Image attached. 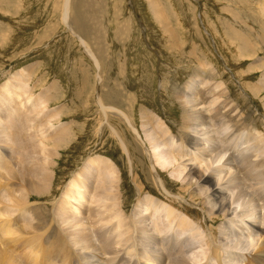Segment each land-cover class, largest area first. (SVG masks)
<instances>
[{"label":"rangeland","instance_id":"obj_1","mask_svg":"<svg viewBox=\"0 0 264 264\" xmlns=\"http://www.w3.org/2000/svg\"><path fill=\"white\" fill-rule=\"evenodd\" d=\"M239 35L247 43L239 41ZM198 70H214L218 74L217 81L224 82L228 92L240 103L244 116L252 114L260 129L264 131V91L257 90L264 86V0H0V119L3 121L0 120V134L10 126L8 121H5L12 107L17 108L19 116L24 113L25 115L11 126L18 125L16 131L23 127L22 123L25 124L22 140L27 141L26 147L30 152L27 153L28 150H22L21 147L20 152L16 151L17 146L14 147L11 142L5 145L0 142V147L9 153L12 152L9 155L16 160L15 163L18 162V167H21L23 162L31 165L41 164L44 154H38V151L40 144L45 141L43 136L51 137L71 125V131L68 133L71 137L67 138L68 141L58 156L52 159L57 168L53 170L56 177L52 190L54 193L46 194L42 200H33L36 205L44 208V214L54 213L57 222L61 223L63 218L60 228L69 244L74 242L78 235L70 232L75 231L74 218L64 215L62 203L69 200L70 197L67 198L66 195L70 190L78 191L85 199L91 198L87 199V202L92 200L95 193H90L87 188L76 189L73 184L87 183L83 172L88 170L92 159L96 160L98 157L107 159L103 160L107 163L110 161L118 168L121 177V187L118 188L124 201V214L128 217L134 211L139 197L133 182L137 177H134L131 171L135 167V174L139 176L137 184H142L145 192L149 191L153 196H158V202L164 199L167 201V196L176 200L178 208L184 211L191 209L195 212L193 215L200 214L201 218L205 219L200 211H196L200 208L198 205L192 208L182 199L175 197L190 199L184 190L188 184L187 181L182 182L184 176L177 182L170 172L162 173L164 187L160 184L156 186L150 176L149 158L144 157L142 140L133 134L120 114H106L99 105L101 101L102 105L121 110L138 125L142 110L152 111L164 122L174 125L180 122L182 117L174 90L185 85ZM30 99L42 105L40 110L30 111ZM17 101L21 104L16 103ZM56 113L58 117H55ZM52 115L50 119L45 117ZM113 127L123 135L129 151L133 149L129 153L131 162L123 152L120 140L112 132ZM222 140L223 136L218 142L219 152H213L218 159L221 152L228 149L227 152L230 153V148L233 151L232 147ZM51 144H48V149H52L54 143ZM248 146L251 150L252 145ZM31 152L36 158L30 156ZM8 156L0 152V160L5 163L7 159L10 160ZM216 159L212 164L214 162L217 167L219 164L215 162ZM205 163L210 162L207 163L205 159L202 165L191 167L202 169L206 167ZM8 166V170L12 168V165ZM240 167L242 169V166ZM7 172L1 171L4 177L2 184L8 183ZM257 178L259 179V176ZM13 186L15 187V182ZM234 186L232 190L235 193L241 190L240 185L239 189ZM2 194L1 198L4 195ZM147 194L149 193H145ZM198 195L194 198H199ZM82 201L81 199L80 202ZM167 202L163 206L166 210L167 207L172 208L170 202ZM178 208H172L174 215L183 214ZM92 209H96L95 204ZM52 210L53 212H50ZM101 210H97L98 214L104 212ZM111 213L113 216L116 211ZM259 213L262 217L263 212L260 210ZM17 214L19 215L16 212L12 217L19 219ZM100 216L95 218L100 219V224L95 220L98 227L95 223L96 228H90L92 236L89 241L92 245L87 243L86 246L96 250L99 242L94 231L99 234L103 229L101 235L106 233L110 240L113 239L112 250L118 253L117 256L109 254L108 257L120 258L127 255V258H130L129 254L134 250L130 247V233H126L128 226H118L113 230L120 222L117 217L109 226L103 222L104 229L101 223L103 218ZM3 219H7V216ZM174 226L172 225L171 231L161 234L159 239L169 240L175 235ZM85 232H88L86 235L89 234V230ZM166 233H169L168 236ZM200 238L203 241L205 237ZM40 243L45 247L43 241ZM142 244L139 242L138 247L144 248ZM70 245L78 247L74 243ZM35 246H38L36 252H39L41 246ZM162 248V245H157L156 251L159 249L162 252ZM45 251L55 256L58 247L52 246ZM179 251L190 263L195 262V256L199 261V257L204 259L208 254L207 247L202 242L194 252L181 253V249ZM35 254L34 251L29 252V256L34 257ZM94 254L98 255L99 252L94 251ZM139 255L132 257V261L135 259L134 261L138 260L144 264H155L152 260L156 254L151 255L152 257L141 253Z\"/></svg>","mask_w":264,"mask_h":264},{"label":"bare ground","instance_id":"obj_2","mask_svg":"<svg viewBox=\"0 0 264 264\" xmlns=\"http://www.w3.org/2000/svg\"><path fill=\"white\" fill-rule=\"evenodd\" d=\"M65 6L67 7V15L68 3ZM237 39L247 43L240 35ZM84 45L86 46L85 43ZM95 61L97 62L96 59ZM97 65L99 66V63ZM214 70L195 71L185 85L174 90L175 99L178 100L177 106L182 113L181 121L174 125L172 123L168 124L167 121L164 122L152 111L145 110L141 112L138 125L121 110L115 107H107L102 105L101 101L99 102L103 109L102 112L120 114L133 134L142 140L144 157H148L151 163L150 176L155 185L159 186L160 184L164 187L161 176L165 172H170L177 182L184 176L182 182L187 181L186 183H188L184 190L190 199L182 196L175 197L182 199L187 206L192 208H196L195 206L198 205L200 208L196 211L198 213L200 211L205 219H202L200 214L193 215L195 212L191 209L184 211L178 208L176 200L166 195L170 206L178 208L183 214L177 213V215H174L172 208L167 207V210L163 208L164 203L168 202L165 199L161 200L163 203L158 202V196H153L149 191L145 192L144 186L137 184L139 176L135 174V167L133 166L131 171L134 173V177H137L133 182L139 197L134 211L128 217L125 215L124 201L120 195V188H118L121 184L118 168L114 167L109 160L107 163L104 161L107 159L96 157V160H91L92 163L88 170L83 172L85 179L88 180L87 183L84 182L80 185L81 182H76L73 184L76 189L78 187L89 189V192L95 193V196L87 202V199L91 198L85 199L78 191L70 190L67 191L66 195L67 198L70 197L69 200L62 203L65 209L62 208L65 211L64 215L74 218L75 231L71 230L70 232L72 234L75 232L78 235V238L75 237L74 242L70 243H74L78 247L71 246L65 233L60 228L63 225V218L61 223L57 222L58 220L56 221L53 216L54 213L52 215L49 212L44 214L42 210L44 208L33 202L35 199H44L46 194L54 193L52 190L55 187L56 177L53 170L57 168L52 159L58 156L61 149H64L68 141L67 138L71 137L68 134L71 131V125L67 124V129H70H62L51 137L45 138L43 136L45 141L43 140L44 142L40 144V150H37L38 154H44L41 164L34 162L35 164L31 165L23 162L22 166L18 167V162L15 163L16 160L9 155L12 152L9 153L0 147V152L4 153L5 156L9 155L10 159H7L6 163L0 160V195L1 192H4L3 197H0V264H144L138 260L134 261L135 259L132 261V257H137L140 253L148 257L156 254L152 260L155 264H163L164 262L166 264H264V131L260 129L252 114L244 116L240 103L228 92V87L224 82L217 81L218 74ZM257 90L264 91V86ZM252 91L256 92L255 90ZM28 102L32 103L31 112L40 110L42 107L35 100L32 102L30 99ZM127 102L129 103V101ZM17 110V108L12 107L7 118L5 117L7 119L5 122L8 121L10 126L6 129L7 132L1 131L0 142H3L4 145L11 142L14 147L17 146L16 151L20 147L26 151L28 150L25 143L27 141L22 140L24 136L22 131L25 124L22 123L23 127L16 131L18 125L11 126L13 122L15 124V121L25 115L24 113V115L19 116ZM45 117L50 119L53 115ZM0 120L3 122L2 119ZM10 128L12 130H9ZM112 132L120 140V146L130 161L129 153L133 149L129 151L125 138L115 127H113ZM222 136L224 139L222 142L230 145L233 151L230 148V153L227 152L228 149L221 152L218 159L213 155V152H219L218 142ZM51 143H54L53 147L48 149V144L52 145ZM249 144L252 145L251 150ZM28 152L30 151L28 150ZM32 152L29 154L33 158L35 154ZM234 158L235 160H233ZM205 159L207 163L210 162L209 164L205 163V168L193 169L191 167L197 164L202 165ZM215 159V162L219 164L217 167L214 162L212 164ZM87 163L89 164V162ZM9 164L12 165V168L8 170ZM240 166H242V169ZM1 171L3 173L8 171V183L2 184L4 177L3 174L1 175ZM257 176H259V179ZM239 181L241 184H239ZM14 182L15 187L13 186ZM233 185L238 189L240 185L241 190L235 193L232 190ZM145 193L149 194L145 195ZM197 194L200 195H198L199 198H194ZM72 199H74L73 202ZM81 199L85 203L80 202ZM93 204L96 206L94 211L92 209ZM60 205L58 204V206ZM97 208L103 209L104 212L98 214ZM53 210L50 212H53ZM260 210L263 212L262 217L259 213ZM115 211L116 213L111 216V212ZM16 212L19 213V215L17 214L19 219L12 217ZM5 216H7V219H3ZM99 216L103 218L101 220L102 225L104 222L108 223V226L109 223H113L119 217L120 222L118 221L119 224L113 230H116L118 226H128L126 233H130L129 240L132 242L130 247L134 250L133 253L129 254L130 258H127V255L126 257H116L118 253L112 250L111 247L113 239L110 240L106 233L101 235L103 229H101V232L99 231V234L94 231L99 247L94 250L90 249L91 246H86L87 243L91 242L89 241L90 236H92V232L90 234L92 229L90 228L91 226L95 227L96 222H100V219H95ZM104 217L106 221H109L106 222ZM122 217L123 220H121ZM64 219L67 221L66 218ZM174 223H176L175 226ZM172 225L174 226L175 235L169 240H160L159 236L171 231ZM85 230H89L88 235H86L88 232L86 233ZM168 234L166 233L167 236ZM200 236L205 237L203 241ZM41 241L44 242L47 248L41 245ZM95 241L92 240V242ZM139 242L143 243L144 248L138 247ZM201 242L207 247L206 252L208 254L204 259L202 257L203 260L207 259L205 262H202L203 260L200 257L197 261L198 258L195 256V262L190 263L189 259L188 261L181 256L180 249L181 253L183 251L189 253V251H193L198 245H201ZM35 244L41 246L39 252H36L38 246H35ZM157 245L163 246L162 252L159 249L156 251ZM52 246L58 247V253L55 256L49 255L45 251V249L48 250ZM27 250L31 253L34 251L36 253L35 258L33 255L29 256ZM94 251H98L99 254H94ZM109 254L116 256L108 257Z\"/></svg>","mask_w":264,"mask_h":264}]
</instances>
